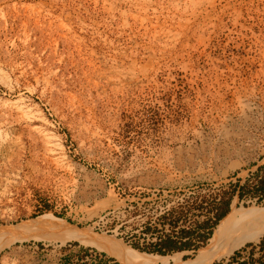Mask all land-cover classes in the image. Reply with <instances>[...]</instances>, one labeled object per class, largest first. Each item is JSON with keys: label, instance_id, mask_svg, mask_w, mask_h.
<instances>
[{"label": "rangeland", "instance_id": "obj_1", "mask_svg": "<svg viewBox=\"0 0 264 264\" xmlns=\"http://www.w3.org/2000/svg\"><path fill=\"white\" fill-rule=\"evenodd\" d=\"M262 181L264 0H0V227L52 214L132 249L194 231L165 256L188 262L231 197L264 208ZM261 239L212 264H261ZM0 264L124 263L31 240Z\"/></svg>", "mask_w": 264, "mask_h": 264}, {"label": "bare ground", "instance_id": "obj_2", "mask_svg": "<svg viewBox=\"0 0 264 264\" xmlns=\"http://www.w3.org/2000/svg\"><path fill=\"white\" fill-rule=\"evenodd\" d=\"M3 141V140H1ZM264 235V208L238 209L231 212L219 223L210 245L203 249L196 260L183 262L182 254L161 257L140 253L112 238L91 236L72 227L52 214L30 219L18 225L0 227V256L11 244L26 241H88L101 250L117 255L124 264H212L227 259L248 243L259 242ZM58 243V242H57Z\"/></svg>", "mask_w": 264, "mask_h": 264}, {"label": "trees", "instance_id": "obj_3", "mask_svg": "<svg viewBox=\"0 0 264 264\" xmlns=\"http://www.w3.org/2000/svg\"><path fill=\"white\" fill-rule=\"evenodd\" d=\"M261 188L264 190V181L261 182ZM243 197H244L243 193H240L239 198L242 199ZM232 200H233V197H231L226 202L227 210L222 214H218L216 216L214 223H212L211 225L207 224V230L206 231H208V232L204 235H201V237H200L203 244H206L210 240V238L214 234L215 228L219 225V223L230 212ZM181 233H182V236L180 237V241H178V242L175 241L170 235H168L160 243L155 244L154 245L155 248H153V249H148V248L143 249V248H140V246H138V245H134L133 247H134V249L139 250L141 252H146V253L151 254V255H159V256H163V257L171 255V254L176 253V252H185V251H190V250L197 251L200 249L201 245H192V242L183 243L181 241L184 237H188L189 239L192 238L195 235L194 231L183 230ZM252 247L256 248V249H260V252H263V255H264V237L261 239V242L259 245L252 246ZM260 261H261V264H264V256L262 257V259Z\"/></svg>", "mask_w": 264, "mask_h": 264}]
</instances>
